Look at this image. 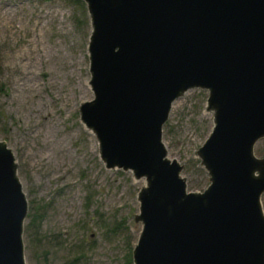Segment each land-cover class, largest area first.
Returning a JSON list of instances; mask_svg holds the SVG:
<instances>
[{"label": "water", "instance_id": "water-1", "mask_svg": "<svg viewBox=\"0 0 264 264\" xmlns=\"http://www.w3.org/2000/svg\"><path fill=\"white\" fill-rule=\"evenodd\" d=\"M93 97L80 121L109 169L144 179L134 264H264V0H83ZM208 91L213 126L196 151L209 175L189 191L162 128L187 90ZM28 202L0 138V264H26Z\"/></svg>", "mask_w": 264, "mask_h": 264}, {"label": "rangeland", "instance_id": "rangeland-1", "mask_svg": "<svg viewBox=\"0 0 264 264\" xmlns=\"http://www.w3.org/2000/svg\"><path fill=\"white\" fill-rule=\"evenodd\" d=\"M90 31L83 0H0V138L15 155L28 202L26 264H134L132 248L141 230L134 215L144 179L104 166L97 140L78 112L79 104L93 97L88 83ZM46 48L52 51L50 59ZM207 97L206 89L187 90L172 103L162 128L168 156L182 165L189 191L209 184L196 154L213 126L212 112L205 109ZM34 102L42 106L34 107ZM52 127L63 150L47 157L52 147L43 138L49 139L45 131ZM254 152L264 155V138L257 140ZM261 204L264 211V192Z\"/></svg>", "mask_w": 264, "mask_h": 264}, {"label": "bare ground", "instance_id": "bare-ground-1", "mask_svg": "<svg viewBox=\"0 0 264 264\" xmlns=\"http://www.w3.org/2000/svg\"><path fill=\"white\" fill-rule=\"evenodd\" d=\"M41 10V9H40ZM14 11V10H13ZM23 12V11H22ZM15 13V11L13 12V14ZM42 13V12H41ZM51 13V12H50ZM10 14H9V12L8 11H5L4 12V17H6L7 19H9L10 18V16H9ZM18 15V14H17ZM16 16V15H15ZM42 17V16H41ZM2 20V19H1ZM55 20V19H54ZM5 22V21H4ZM16 22V21H15ZM39 22V21H38ZM7 23V22H6ZM20 23V22H19ZM51 23H53V22H51ZM35 24L36 23H33V24H31L32 25V31H35ZM20 25V24H19ZM22 25V24H21ZM28 25V24H27ZM50 25V24H49ZM54 25V24H53ZM15 26V25H14ZM38 26V25H37ZM47 26V25H46ZM26 27V26H25ZM21 28V27H20ZM4 29V28H3ZM8 29V28H7ZM6 30V29H5ZM43 31H45V30H43ZM8 32V31H7ZM6 32V33H7ZM64 33V32H63ZM39 34H42V29L40 28L39 29ZM47 35V34H46ZM62 35V34H61ZM66 35V34H65ZM16 37V36H15ZM42 38V37H41ZM46 38H48V37H46ZM46 38H44V39H46ZM67 38V37H66ZM13 40V39H12ZM34 40L36 41H38V39H35L34 38ZM34 40H33V42H34ZM43 40V39H42ZM67 40V39H66ZM31 41V40H30ZM54 41V40H53ZM58 42V41H57ZM35 43V42H34ZM42 43V42H41ZM45 43V42H44ZM64 43V42H63ZM67 43H68V41H67ZM59 44V43H58ZM10 46V45H9ZM42 46V45H41ZM53 46V45H52ZM35 48V47H34ZM37 48V47H36ZM45 48V47H44ZM43 48V49H44ZM61 48H63V47H61ZM11 51V50H10ZM28 51V50H27ZM32 51H33V49H32ZM31 51V52H32ZM68 52V51H67ZM8 54H9V52H8ZM55 54H57V53H55ZM44 55L45 56H47L49 59H50V57H51V55H52V51L50 50V49H45V51H44ZM69 55V54H68ZM10 56V55H9ZM73 56V55H72ZM65 57V56H64ZM34 58V57H33ZM37 58V57H36ZM47 58V59H48ZM57 58V57H56ZM10 59V58H9ZM20 59V58H19ZM24 59H26L25 57H24ZM53 60V59H52ZM41 61V60H40ZM46 61V60H45ZM48 61H50V60H48ZM45 63V62H44ZM58 63V62H57ZM27 64V63H26ZM57 65V64H56ZM23 66V65H22ZM21 66V67H22ZM60 66H61V64H60ZM25 67V66H24ZM29 67H31V66H29ZM33 67V66H32ZM54 68V67H53ZM55 69V68H54ZM28 70V69H27ZM30 70V69H29ZM37 70V69H36ZM35 70V71H36ZM52 71V70H51ZM53 72V71H52ZM67 73V72H66ZM72 73V72H71ZM32 74H33V71H32ZM54 74H56V73H54ZM63 75V74H62ZM55 80V79H54ZM31 81V80H30ZM63 81V80H62ZM68 81V80H67ZM51 82V81H50ZM58 82V81H57ZM65 82V81H64ZM68 83V82H67ZM23 84V83H22ZM25 85V84H24ZM27 85V84H26ZM37 85V84H36ZM51 85V84H50ZM55 85V84H54ZM62 85V84H61ZM25 87V86H24ZM32 87V86H31ZM35 87V86H34ZM30 88V87H29ZM61 88V87H60ZM36 89V88H35ZM38 89V88H37ZM23 90V89H22ZM42 90V89H41ZM40 90V91H41ZM32 91V90H31ZM21 92V91H20ZM23 94H24V92H23ZM64 94V93H63ZM62 94V95H63ZM26 95V94H25ZM19 96V95H18ZM25 97V96H24ZM57 97V96H56ZM23 99V98H22ZM31 99V98H30ZM62 99V98H61ZM28 100V99H27ZM26 102V101H25ZM32 102V101H31ZM57 102V101H56ZM33 104V106L34 107H40V106H42V102L41 103H36V102H34V103H32ZM24 107H25V105H24ZM18 108V107H17ZM22 108V107H21ZM28 108V107H27ZM50 108V107H49ZM24 109V108H23ZM42 109H44V108H42ZM63 109V108H62ZM28 110V109H27ZM33 110V109H32ZM22 111V110H21ZM25 112V111H24ZM30 112V111H29ZM37 112V111H36ZM31 113V112H30ZM54 113V112H53ZM29 114V113H28ZM56 120V119H55ZM56 122H59V120L58 121H56ZM43 127V126H42ZM44 128V127H43ZM57 128V127H56ZM40 130V129H39ZM58 132V131H57ZM40 133V132H39ZM45 134H47V137L49 138L48 140H46V138H43V140L45 141V142H49V144L51 145V149L49 150V151H51V154L50 153H47L46 154V156L48 157L49 155H53L54 156V151H55V149L57 150V149H59V150H63V147H62V144H61V140L60 139H58V140H56L54 137L56 136L55 134H56V129H55V127H52V128H47L46 129V131H45ZM59 134V133H58ZM34 136H36V132L34 133ZM59 136V135H58ZM66 141V140H65ZM34 142V141H33ZM70 142H71V140H70ZM45 145V144H44ZM64 146V145H63ZM45 148V147H44ZM40 149V148H39ZM38 149V150H39ZM31 150H32V147H31ZM34 150V149H33ZM66 151H67V153L69 152V150L68 149H66ZM65 151V152H66ZM79 151V150H78ZM40 152V151H39ZM43 152V151H42ZM73 152V151H72ZM38 154V153H37ZM69 155L71 156L72 154L71 153H69ZM74 155V154H73ZM58 156V155H57ZM44 157V156H43ZM65 157V156H64ZM57 158V157H56ZM170 158V157H169ZM58 159V158H57ZM76 159V158H75ZM50 161V160H49ZM56 161V160H55ZM78 161V160H77ZM72 162V161H71ZM58 164V163H57ZM78 164V163H77ZM69 171V170H68ZM78 182V181H77ZM79 191V190H78ZM112 196V195H111ZM113 200V199H112ZM115 201V200H114ZM104 202V201H103ZM111 202V201H110ZM109 203V202H108ZM100 263V262H99Z\"/></svg>", "mask_w": 264, "mask_h": 264}]
</instances>
